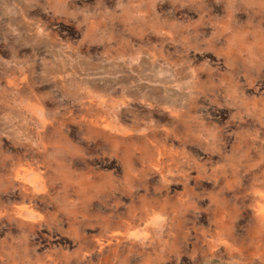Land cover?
Returning a JSON list of instances; mask_svg holds the SVG:
<instances>
[{"label": "clouds", "instance_id": "1", "mask_svg": "<svg viewBox=\"0 0 264 264\" xmlns=\"http://www.w3.org/2000/svg\"><path fill=\"white\" fill-rule=\"evenodd\" d=\"M0 264H264V0H0Z\"/></svg>", "mask_w": 264, "mask_h": 264}, {"label": "rangeland", "instance_id": "2", "mask_svg": "<svg viewBox=\"0 0 264 264\" xmlns=\"http://www.w3.org/2000/svg\"><path fill=\"white\" fill-rule=\"evenodd\" d=\"M107 127V126H106ZM114 131H120L119 129H113Z\"/></svg>", "mask_w": 264, "mask_h": 264}]
</instances>
